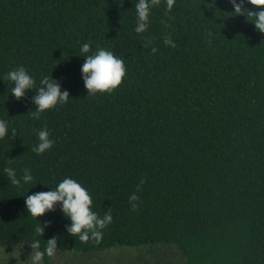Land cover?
I'll return each mask as SVG.
<instances>
[{
  "label": "trees",
  "instance_id": "trees-1",
  "mask_svg": "<svg viewBox=\"0 0 264 264\" xmlns=\"http://www.w3.org/2000/svg\"><path fill=\"white\" fill-rule=\"evenodd\" d=\"M166 3L149 0L148 27L137 33L133 0H0V117L16 129L0 138L4 249L31 239L43 249L56 235V251L161 243L185 264H264V33L229 0ZM82 42L123 59L111 92L86 95ZM18 65L36 85L42 75L56 78L67 102L30 118L34 89L17 99L5 78ZM42 125L54 143L37 154ZM5 165L17 176L29 168L37 183L11 184ZM65 175L88 189L92 210H111L98 241L69 235L58 207L27 213L24 195ZM39 222L41 237L33 234Z\"/></svg>",
  "mask_w": 264,
  "mask_h": 264
},
{
  "label": "clouds",
  "instance_id": "clouds-1",
  "mask_svg": "<svg viewBox=\"0 0 264 264\" xmlns=\"http://www.w3.org/2000/svg\"><path fill=\"white\" fill-rule=\"evenodd\" d=\"M174 0H167L166 7L171 9ZM234 13H243L247 9L248 14L252 17L251 21L255 29L264 33V7L256 10H249L242 7L245 0H229ZM247 3L253 5H264V0H247ZM135 9V24L133 30L137 33L144 31L148 27V14L150 11L149 0H133ZM211 36V32L208 33ZM163 42L174 46V42L165 35ZM90 44L82 42L79 44L80 55L83 61L79 66L80 77L84 88L87 90L86 95H95L98 92H111L121 81L125 74V64L120 55L106 47L97 46L95 50L89 51ZM151 51L155 52L153 47ZM5 78L12 82L9 90L11 94L19 99L26 95L27 89H34L33 95L30 97L31 104L34 105L33 110L28 113L32 119H39L41 113L49 108H53L58 104H64L69 98L68 90L61 89V84L56 78L48 75H42L36 85L35 78L23 65L15 66L5 73ZM2 81V80H0ZM10 121L7 117H0V138L11 136L16 129L9 127ZM36 143L32 146V151L39 154L49 149L54 143V139L50 136L46 125H42L35 130ZM6 173L8 180L13 185H21L29 183L35 185L33 176L29 168L25 167L22 174L17 176L13 167L5 165L2 169ZM140 183H143L141 179ZM46 184V183H43ZM139 188V184L137 185ZM25 192V191H24ZM22 192L21 194H24ZM138 196L132 192L128 196L130 207L135 209ZM91 194L88 189L72 176L65 175L59 179L54 187L47 190H38L24 195V205L27 213L34 218L38 214L46 211L55 210L57 207L67 223L64 225L66 232L73 236L77 235L80 240L95 238L97 241L102 236V230L111 223L113 217L110 209H106L102 215L92 210ZM45 224L47 221L44 222ZM43 226L39 222L34 226V236L41 237ZM46 243L41 249L40 239L26 240L30 251L24 259L28 264H44L45 256H53L57 249L56 235H52L45 239ZM7 256L2 264H7Z\"/></svg>",
  "mask_w": 264,
  "mask_h": 264
},
{
  "label": "rangeland",
  "instance_id": "rangeland-1",
  "mask_svg": "<svg viewBox=\"0 0 264 264\" xmlns=\"http://www.w3.org/2000/svg\"><path fill=\"white\" fill-rule=\"evenodd\" d=\"M30 251L27 243L6 250L0 246V264H28L24 260ZM50 264H185L180 251L171 244L115 246L103 250L76 249L56 251Z\"/></svg>",
  "mask_w": 264,
  "mask_h": 264
}]
</instances>
